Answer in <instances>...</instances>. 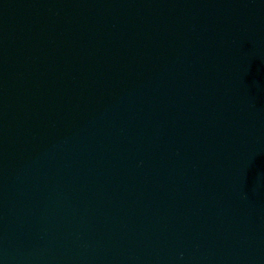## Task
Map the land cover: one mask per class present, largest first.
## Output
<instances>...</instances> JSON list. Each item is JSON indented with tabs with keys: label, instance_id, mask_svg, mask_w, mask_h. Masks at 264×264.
Returning a JSON list of instances; mask_svg holds the SVG:
<instances>
[{
	"label": "water",
	"instance_id": "1",
	"mask_svg": "<svg viewBox=\"0 0 264 264\" xmlns=\"http://www.w3.org/2000/svg\"><path fill=\"white\" fill-rule=\"evenodd\" d=\"M0 264H264V0H0Z\"/></svg>",
	"mask_w": 264,
	"mask_h": 264
}]
</instances>
